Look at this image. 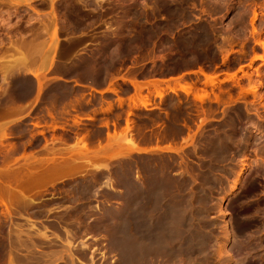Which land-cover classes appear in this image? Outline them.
Instances as JSON below:
<instances>
[{
    "label": "rangeland",
    "instance_id": "obj_1",
    "mask_svg": "<svg viewBox=\"0 0 264 264\" xmlns=\"http://www.w3.org/2000/svg\"><path fill=\"white\" fill-rule=\"evenodd\" d=\"M0 264H264V0H0Z\"/></svg>",
    "mask_w": 264,
    "mask_h": 264
},
{
    "label": "bare ground",
    "instance_id": "obj_2",
    "mask_svg": "<svg viewBox=\"0 0 264 264\" xmlns=\"http://www.w3.org/2000/svg\"><path fill=\"white\" fill-rule=\"evenodd\" d=\"M207 78H209L208 76H207ZM210 79V78H209ZM136 86V85H135ZM67 165V164H66ZM57 167V166H56ZM61 167V168H60ZM60 167H57V168H60V169H62L63 170V166H61L60 165ZM64 168H65V165H64ZM55 170L54 171H57V169L56 168H54ZM59 169V170H60ZM51 170V169H50ZM48 171V170H47ZM47 171L45 172V174L44 175H46V176H48V174H47ZM53 171V170H52ZM58 172V171H57ZM42 174H43V172H41ZM53 175H54V173H52ZM59 174V173H58ZM44 175L42 176L43 178H44ZM53 175H51V171H50V176H53ZM57 174H55V176H56ZM38 176H40V178H42L41 177V175H39L38 174ZM37 176V177H38ZM45 176V177H46ZM50 176H49V179H50ZM34 177V176H33ZM33 177H31L30 176V178L32 179ZM35 177H36V175H35ZM34 177V178H35ZM52 178V177H51ZM28 180V179H27ZM34 180V179H33ZM36 180H39V177L38 178H36ZM43 180H45V178L44 179H42V181ZM42 181H40V182H42ZM24 182V181H23ZM36 182V181H35ZM44 182V181H43ZM22 183V182H21ZM29 183V182H28ZM33 184V183H32ZM37 184V183H36ZM30 185V184H29ZM24 186H26V185H24ZM128 212V211H127ZM142 212V211H141ZM144 215V214H143ZM177 215V214H176ZM174 216V215H173ZM124 217V216H123ZM131 217V216H130ZM129 219V218H128ZM165 220V219H164ZM163 220V221H164ZM132 221V220H131ZM129 222V221H128ZM164 223V222H163ZM166 223V222H165ZM168 224V223H167ZM171 224V223H170ZM172 224H174V222L172 223ZM162 225V224H161ZM161 225H159L160 227H161ZM164 225V224H163ZM127 226V225H126ZM168 226H170L169 224H168ZM167 227V226H166ZM143 228V227H142ZM155 228V227H154ZM161 228H163V227H161ZM172 228V227H171ZM177 228V227H176ZM160 230V229H159ZM140 231V230H139ZM161 231V230H160ZM165 231V230H164ZM154 232V231H153ZM157 232V231H156ZM159 232V231H158ZM170 233V232H169ZM163 234V233H162ZM174 234V233H173ZM143 235V234H142ZM151 235V234H150ZM153 235V234H152ZM159 235V234H158ZM168 235V234H167ZM116 236H117V234H116ZM145 236V235H144ZM155 236H156V234H155ZM154 236V237H155ZM164 236V235H163ZM163 236L161 235V237L163 238ZM170 236V235H169ZM174 236V235H173ZM188 236V235H187ZM159 237V236H158ZM157 237V238H158ZM165 237V236H164ZM178 237V236H177ZM118 238H119V236H118ZM156 238V237H155ZM155 238H154V240H155ZM173 238V237H172ZM118 240V239H117ZM138 240V239H137ZM159 240L162 242L163 240H161L160 238H159ZM119 241V245H120V247H121V253H122V258H125V259H127L128 260V258L130 259V257H132V255H135L136 253H140V252H142V251H144V249H145V245H141V243L139 244V243H137L136 241H134L133 240V238L131 237V236H128L127 234H123V236L118 240ZM155 241H158V240H155ZM159 241V243H161ZM170 241V240H169ZM174 241V240H173ZM141 242V241H140ZM143 242V241H142ZM150 242H152V240H150ZM149 242V243H150ZM172 242V241H171ZM148 243V244H149ZM158 243V244H159ZM196 243V242H195ZM153 244H154V242H153ZM202 244V243H201ZM154 246H155V244H154ZM156 246H157V243H156ZM168 246V245H167ZM160 247V246H159ZM156 248V247H155ZM158 248V247H157ZM156 248V249H157ZM150 249H148V251H149ZM156 251H158V250H156ZM155 251V252H156ZM151 252V251H150ZM154 252V251H153ZM179 252V251H178ZM148 254V253H147ZM138 255V254H137Z\"/></svg>",
    "mask_w": 264,
    "mask_h": 264
}]
</instances>
